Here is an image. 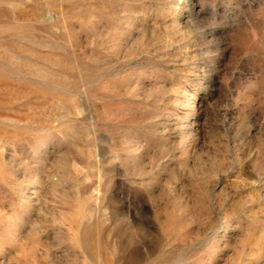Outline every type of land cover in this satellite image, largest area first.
<instances>
[{
	"label": "rangeland",
	"instance_id": "374dc122",
	"mask_svg": "<svg viewBox=\"0 0 264 264\" xmlns=\"http://www.w3.org/2000/svg\"><path fill=\"white\" fill-rule=\"evenodd\" d=\"M0 264H264V0H0Z\"/></svg>",
	"mask_w": 264,
	"mask_h": 264
}]
</instances>
